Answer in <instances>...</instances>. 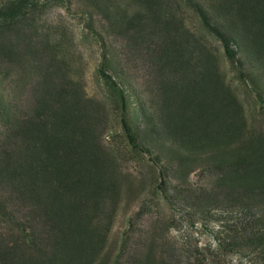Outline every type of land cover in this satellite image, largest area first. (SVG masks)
Listing matches in <instances>:
<instances>
[{
  "label": "rangeland",
  "instance_id": "374dc122",
  "mask_svg": "<svg viewBox=\"0 0 264 264\" xmlns=\"http://www.w3.org/2000/svg\"><path fill=\"white\" fill-rule=\"evenodd\" d=\"M189 1L0 0V264H264V0Z\"/></svg>",
  "mask_w": 264,
  "mask_h": 264
},
{
  "label": "trees",
  "instance_id": "16d2710c",
  "mask_svg": "<svg viewBox=\"0 0 264 264\" xmlns=\"http://www.w3.org/2000/svg\"><path fill=\"white\" fill-rule=\"evenodd\" d=\"M189 2L197 11L203 24L219 38L222 43L225 55L229 59L233 60L236 56V52L232 49L230 45L231 39L229 32L225 29L222 24L209 17L206 9L202 4L193 0H190ZM99 74L103 79H105L106 83L109 85L112 96L118 103L123 131L125 133L126 138L128 139V142L133 147H140L139 143L136 142V134L134 128L129 121V99L122 85V81L114 77L113 74L105 68H100ZM144 151H147L150 154L149 149L144 148ZM221 248L226 249L224 246H221Z\"/></svg>",
  "mask_w": 264,
  "mask_h": 264
}]
</instances>
